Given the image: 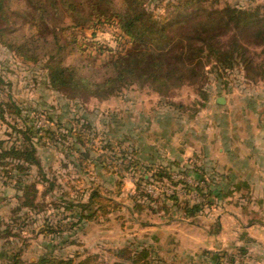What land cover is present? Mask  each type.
Segmentation results:
<instances>
[{
    "label": "rangeland",
    "instance_id": "obj_1",
    "mask_svg": "<svg viewBox=\"0 0 264 264\" xmlns=\"http://www.w3.org/2000/svg\"><path fill=\"white\" fill-rule=\"evenodd\" d=\"M145 3L169 18L180 11L190 15L197 9L199 13L200 8L216 16L227 5L259 8L255 17L264 18V0H197L179 11L160 0ZM178 21L171 25L174 29L180 26ZM21 22L15 23L23 26ZM249 27L247 35H240L230 21L218 40L224 51L234 38L245 46L246 55L254 59L253 68L248 69L253 81L247 85L237 68L234 72L224 69L220 55H205L202 76L171 89L166 96L149 85L132 84L109 97L72 98L49 84L43 62L27 63L0 41V138L14 141L18 135L15 126H31L47 176L56 178L52 190L48 184L37 185L35 201L46 205L44 212L25 207L15 213L21 201L18 192L4 185L0 174V250L22 248L24 259H36L51 241L41 232L45 221L56 223L64 217V206L59 207L63 191L75 195L77 189L100 185L103 194L121 207L87 222L71 236L69 230L63 232L66 243L54 238L50 244H56L57 254L78 259L95 255L89 264L112 263L114 251L130 244L151 247L154 257L161 258L156 264H264V41H252L248 33L255 27ZM74 33L75 44L63 51L65 62L93 77H98L103 61L126 45L120 29L109 22L77 28ZM165 97L183 103L185 112L166 106ZM219 97L224 98L223 103L218 102ZM82 117L95 127L91 143L98 152L94 157L103 154L90 164L87 174L79 172L73 157L68 156L66 146L72 137H64L69 123ZM50 127L57 128L58 143L47 136ZM203 135H207L209 155L200 153L190 161L175 158L186 148L182 140L196 144ZM108 141L113 149L103 148ZM166 149L181 165L198 161L202 170L186 174L175 169L170 178L159 180L144 165L165 159ZM122 150L128 154L126 159ZM241 150L250 160L236 158ZM131 157L138 166L126 168ZM36 176L33 168L29 180ZM173 194L178 200L169 197ZM186 204L200 205V210L187 216ZM73 239L75 243H71Z\"/></svg>",
    "mask_w": 264,
    "mask_h": 264
},
{
    "label": "trees",
    "instance_id": "obj_2",
    "mask_svg": "<svg viewBox=\"0 0 264 264\" xmlns=\"http://www.w3.org/2000/svg\"><path fill=\"white\" fill-rule=\"evenodd\" d=\"M160 1L166 2V7L172 6L175 11H179L197 0H179L178 3L173 0ZM198 10L201 11L197 13L196 9L190 15L180 11L177 17L169 18L165 13L149 8L145 0H0V41L27 63L43 62L49 84L58 91L67 92L72 98L109 97L120 94L132 84L149 85L160 95L166 96L171 89L198 80L202 76L204 56L212 54L220 55L218 58L224 69H233L234 72V68H237L242 82L248 85L254 78L248 70L253 68L254 59L246 55L247 49L236 38L229 49L222 50L218 37L221 30L233 21L240 35H247V28L253 26L255 28L248 33L252 35V41H264V22L260 23L264 18L255 17L259 8L251 10L227 5L216 16L207 13L205 8ZM180 18L181 21H178ZM18 19L22 20L23 26L15 23ZM176 21L180 26L174 29L171 25ZM101 22L116 25L122 37H125L126 45L103 61L98 77H93L81 73L75 65L66 63L63 51L68 45L75 44V29L93 27ZM20 31L22 34L18 35ZM262 66L264 73V61ZM166 98V106L185 112L183 103ZM75 121H71L66 128L64 137H72L66 148L70 150L68 156L73 157L72 162H75L77 170L87 174L90 164L95 159L100 160L103 154L94 157L98 149L91 143L92 131L95 129L93 123L87 117ZM14 128L18 134L14 141L0 138L1 178L4 185L12 186L18 192L17 198L21 201L15 213L25 207L44 212L46 205L35 201L39 192L37 185L48 184L49 190H52L56 178L52 180L47 176L39 156L34 129L31 126ZM47 133L52 141L59 142L57 128L50 127ZM113 147L111 141L103 146L104 149ZM121 153L126 159L127 152L122 150ZM128 160L126 168L138 166L139 162L132 157ZM144 167L147 171H153L159 180L170 178L175 169L183 170L186 174H199L202 170L196 161L181 165L179 160L174 159H162L159 163ZM33 168H36L37 176L30 181ZM207 184L211 186V183ZM63 194L60 199L63 203H59V207L64 206L63 219L56 223L46 220L41 229L45 236L50 237V243L54 238L66 243L67 239L61 235L63 232L69 230L71 236L87 222L121 207L103 194L100 185L89 190L77 189L75 195L68 190H64ZM169 197L178 200L175 194ZM183 210L187 216L194 215L200 210V205L186 204ZM50 243L45 246L46 251L34 260L24 259L22 248H3L0 250L1 264H89L90 259L96 257L91 255L78 259L75 255L62 256L55 252L56 244ZM71 243H75L74 239ZM152 251L149 246L127 244L114 251L115 260L112 263L99 264H156L161 258L154 257Z\"/></svg>",
    "mask_w": 264,
    "mask_h": 264
},
{
    "label": "crops",
    "instance_id": "obj_3",
    "mask_svg": "<svg viewBox=\"0 0 264 264\" xmlns=\"http://www.w3.org/2000/svg\"><path fill=\"white\" fill-rule=\"evenodd\" d=\"M197 137V136H196ZM206 137H207V135H203L202 136V141H204L205 140V142H198L199 141V138H198V140H197V142L198 143H196V144H189L188 142H185L184 140H182L181 141V143H182V145L184 146V148L185 149H183V151H181L180 153H179V156L177 155V156H175V158H179V160H188V159H192L193 157L194 158H198L199 157V155H201L200 153H204V154H208L209 155V150H210V148L209 147H206ZM215 141H220V138L217 136V135H213V136H211ZM208 138H209V135H208ZM209 141H210V139H208ZM240 142V141H239ZM171 149L173 148V144L172 145H170L169 146ZM186 150H188V151H191V154L192 155H188L189 153H186ZM218 151L219 152H221V151H223L222 149H221V147H219L218 148ZM169 151H168V149H166L165 151H164V153H165V155H166V157H165V159L166 160H168V159H172V158H170V156H168V155H170L169 153H168ZM233 153H234V151H233ZM236 153V152H235ZM237 154V153H236ZM248 155V153H246V152H242V150L239 152V154L238 155H236V158H238V157H243L244 156V158H246V159H248V160H250V158H249V156H247ZM234 156V155H233ZM173 160V159H172ZM188 161H190V160H188ZM198 164H200L198 161H196Z\"/></svg>",
    "mask_w": 264,
    "mask_h": 264
},
{
    "label": "water",
    "instance_id": "obj_4",
    "mask_svg": "<svg viewBox=\"0 0 264 264\" xmlns=\"http://www.w3.org/2000/svg\"><path fill=\"white\" fill-rule=\"evenodd\" d=\"M218 102H219V103H223V102H224V98H223V97H219V98H218Z\"/></svg>",
    "mask_w": 264,
    "mask_h": 264
}]
</instances>
